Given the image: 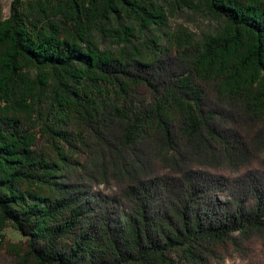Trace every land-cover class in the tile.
Returning <instances> with one entry per match:
<instances>
[{"label": "trees", "instance_id": "1", "mask_svg": "<svg viewBox=\"0 0 264 264\" xmlns=\"http://www.w3.org/2000/svg\"><path fill=\"white\" fill-rule=\"evenodd\" d=\"M0 264H264V0L0 4Z\"/></svg>", "mask_w": 264, "mask_h": 264}, {"label": "rangeland", "instance_id": "2", "mask_svg": "<svg viewBox=\"0 0 264 264\" xmlns=\"http://www.w3.org/2000/svg\"><path fill=\"white\" fill-rule=\"evenodd\" d=\"M12 0H0L2 6L3 15L7 17L9 15V9ZM218 26V23L212 20H206L202 15L195 13H182L181 15L172 18L166 27L162 28L157 34L163 35L165 31L170 32L175 29H187L196 35H202L205 32H212ZM155 32L147 31L146 37H152ZM5 237L12 243H18L23 240V237L12 228H8L4 232Z\"/></svg>", "mask_w": 264, "mask_h": 264}]
</instances>
